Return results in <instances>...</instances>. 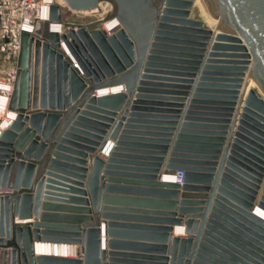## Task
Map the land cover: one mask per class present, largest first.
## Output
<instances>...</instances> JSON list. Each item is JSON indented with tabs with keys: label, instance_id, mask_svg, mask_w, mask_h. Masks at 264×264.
Returning a JSON list of instances; mask_svg holds the SVG:
<instances>
[{
	"label": "water",
	"instance_id": "obj_1",
	"mask_svg": "<svg viewBox=\"0 0 264 264\" xmlns=\"http://www.w3.org/2000/svg\"><path fill=\"white\" fill-rule=\"evenodd\" d=\"M65 1L112 9L105 29L23 33L0 134V264H264V0H202L214 28L195 0ZM112 86L125 90L96 94ZM177 169L182 184L163 180Z\"/></svg>",
	"mask_w": 264,
	"mask_h": 264
},
{
	"label": "built area",
	"instance_id": "obj_2",
	"mask_svg": "<svg viewBox=\"0 0 264 264\" xmlns=\"http://www.w3.org/2000/svg\"><path fill=\"white\" fill-rule=\"evenodd\" d=\"M54 3L60 5L61 11H63V7L67 4L65 0H0L1 36L4 40L3 48L8 51V57L15 58L18 62L16 70L10 73L8 81H0V85L3 82L8 84L10 90L7 89L6 93L10 96V98L16 83L20 54L22 50L23 33H35L38 21H49L50 31H54L59 34L67 31L64 19L60 22L50 20L51 5ZM93 12H104V7L101 11L100 9H96ZM105 12H108V10ZM104 24L105 22H103L99 28L105 29L103 27ZM54 25L56 27H53ZM63 45L64 43H62V46ZM123 90L125 89L119 87V91ZM0 92H2L1 88ZM167 174L170 176L171 182L180 184L184 182L185 170L183 169H177Z\"/></svg>",
	"mask_w": 264,
	"mask_h": 264
},
{
	"label": "bare ground",
	"instance_id": "obj_3",
	"mask_svg": "<svg viewBox=\"0 0 264 264\" xmlns=\"http://www.w3.org/2000/svg\"><path fill=\"white\" fill-rule=\"evenodd\" d=\"M103 4H104V2H101L100 8H97V9L102 10V8L104 7ZM194 7L198 10L200 17L205 22L206 26L214 28L216 23H217V20L210 14L206 4L202 0H195L194 1ZM89 11H91V10H89ZM104 22H106V21H104ZM53 27H56V26L54 25ZM62 48L65 49L66 51H69L66 44H64L62 46ZM1 85H7L8 86V84L4 83V82L1 83ZM247 88H250V89L251 88H257V89H259V91H261L260 88L258 87L257 83L253 79H251ZM1 89H2V92H0V119H2V121L0 122V134L2 133V131L4 129H6L8 126H10V124L12 123V121L15 119V116H16L15 111H13L9 106L11 98L6 93L8 88H1ZM98 91H100V92H98ZM98 91L96 93L102 94V95L106 94V93H114V92L119 91V86H112V87H108V88H103V89H100ZM262 94H263V92H262ZM4 97H7V99L4 100L3 99ZM108 144L103 149L104 154H106V155L110 153L111 149L113 148L114 142H112V140H111V144H109V145ZM166 175H167L166 178L169 179V181H170L171 180L170 176H168V174H166ZM163 180H164V178H163ZM256 208L261 209V210L257 209L256 213H258L259 215L264 217V209L261 207H256ZM175 230H176V233L182 234L185 232V227L178 226L175 228ZM36 253L37 254H50V255H61V256H68V257H75L77 255V253L79 254V247L77 245L67 244V243L37 242L36 243Z\"/></svg>",
	"mask_w": 264,
	"mask_h": 264
},
{
	"label": "rangeland",
	"instance_id": "obj_4",
	"mask_svg": "<svg viewBox=\"0 0 264 264\" xmlns=\"http://www.w3.org/2000/svg\"><path fill=\"white\" fill-rule=\"evenodd\" d=\"M104 12H93L91 11H74L67 4L63 7L62 18L65 22L72 23H82V24H90V29H97L101 26V24L107 20V17L110 14L112 5L109 2H104ZM108 12H105L107 11ZM95 11V10H94ZM101 11V10H100ZM192 16L201 18L198 10L194 7L192 11ZM3 38L1 36V21H0V81H8L10 73H12L17 68L18 62L15 58L8 57V51L3 48ZM10 109V108H9ZM2 119H0V122ZM79 254L77 253V256Z\"/></svg>",
	"mask_w": 264,
	"mask_h": 264
},
{
	"label": "crops",
	"instance_id": "obj_5",
	"mask_svg": "<svg viewBox=\"0 0 264 264\" xmlns=\"http://www.w3.org/2000/svg\"><path fill=\"white\" fill-rule=\"evenodd\" d=\"M250 88H247V91L249 90ZM104 91V90H103ZM98 92H100V91H98ZM97 94V93H96ZM100 95H102V94H100ZM109 144H111V140H110V142H109ZM108 144V145H109ZM112 150V149H111ZM111 152V151H110ZM99 154L101 155V156H103L105 159L110 155V153L109 154H104V150L103 151H101V152H99ZM165 175L163 176L164 177V180L165 181H169V179H167L166 178V174H167V172L165 171V173H164ZM59 183H64L65 184V182H61L60 180H57ZM67 185V184H66ZM114 193L115 194H118V195H125V194H127L128 195V192L127 191H123V190H115L114 191ZM114 203L115 204H118V205H122L123 204V202L122 201H119V200H116V201H114ZM257 209H260V208H256V210ZM261 210V209H260ZM16 219H18V217L16 218ZM100 221H101V223H102V236H105L106 235V224H105V219H103V218H100ZM176 227H178V226H176ZM184 227V226H183ZM175 235H182V236H186L187 235V233H186V231L184 232V233H182V234H178V233H176V230H175ZM105 238H104V246H103V248L102 249H106L107 251L109 250V248L107 247V245H106V242H105ZM77 256V255H76ZM75 256V257H76Z\"/></svg>",
	"mask_w": 264,
	"mask_h": 264
},
{
	"label": "clouds",
	"instance_id": "obj_6",
	"mask_svg": "<svg viewBox=\"0 0 264 264\" xmlns=\"http://www.w3.org/2000/svg\"><path fill=\"white\" fill-rule=\"evenodd\" d=\"M0 88H8L10 90L9 86H7V85H0ZM3 99L6 100L7 97H4Z\"/></svg>",
	"mask_w": 264,
	"mask_h": 264
}]
</instances>
